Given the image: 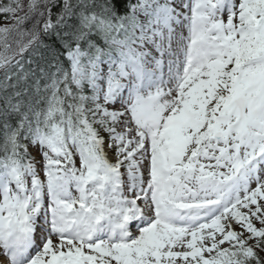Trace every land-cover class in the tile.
Here are the masks:
<instances>
[{
  "label": "snow or ice",
  "instance_id": "6c2138e0",
  "mask_svg": "<svg viewBox=\"0 0 264 264\" xmlns=\"http://www.w3.org/2000/svg\"><path fill=\"white\" fill-rule=\"evenodd\" d=\"M0 264H264V0H0Z\"/></svg>",
  "mask_w": 264,
  "mask_h": 264
}]
</instances>
